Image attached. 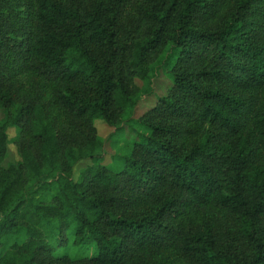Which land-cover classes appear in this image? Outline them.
Masks as SVG:
<instances>
[{
    "label": "trees",
    "instance_id": "obj_1",
    "mask_svg": "<svg viewBox=\"0 0 264 264\" xmlns=\"http://www.w3.org/2000/svg\"><path fill=\"white\" fill-rule=\"evenodd\" d=\"M0 110V264H264V0H0Z\"/></svg>",
    "mask_w": 264,
    "mask_h": 264
},
{
    "label": "rangeland",
    "instance_id": "obj_2",
    "mask_svg": "<svg viewBox=\"0 0 264 264\" xmlns=\"http://www.w3.org/2000/svg\"><path fill=\"white\" fill-rule=\"evenodd\" d=\"M137 85L141 88L140 94L141 98L139 99V102L137 104V107L134 112V118H139L148 108L152 107L155 102L157 96H161L165 94L166 90L170 86V80L168 78V74L162 69H159L155 72V75L151 78V80L146 83V81H137ZM4 119L3 112L0 110V123ZM95 125L98 128L99 136L103 138H108L109 134L112 132L107 128V126L101 121L97 120L95 122ZM7 134L10 138H13L15 136L14 129H7ZM140 134L145 135L142 128L135 126L131 122L124 126L121 130L117 131L116 134H112V141H115L114 148L111 147V145L106 141L105 149H104V162H107V165H109L113 169H120L122 168V160L121 156L127 155L131 143L133 141L140 140ZM115 153L117 154V157L114 158L112 161L110 160L113 156H115ZM19 159L15 147L13 144L8 145V154L6 156V159L4 161V164L7 162L17 161ZM90 164V161H85L79 163L75 167L74 172V178L76 179L78 176V173L84 169L87 165Z\"/></svg>",
    "mask_w": 264,
    "mask_h": 264
}]
</instances>
